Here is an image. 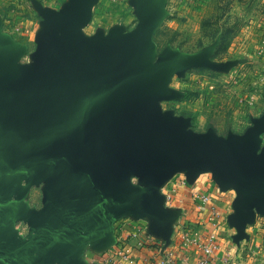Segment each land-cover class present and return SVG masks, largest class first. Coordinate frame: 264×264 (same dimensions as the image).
Wrapping results in <instances>:
<instances>
[{"label":"rangeland","instance_id":"1","mask_svg":"<svg viewBox=\"0 0 264 264\" xmlns=\"http://www.w3.org/2000/svg\"><path fill=\"white\" fill-rule=\"evenodd\" d=\"M79 7L85 13L77 16ZM74 10V30L79 23L86 25L92 59L126 52L133 35L147 42L148 67L166 68L141 105L156 121L227 142L256 130L250 153L264 155V0H0V80L14 73L25 81L46 82L55 60L48 51L51 41L60 42L63 19ZM59 166L57 156H45L34 172L16 182H0L5 256H31L34 264L48 247L45 226L57 200ZM208 171L214 168L204 163L192 167L183 160L163 173L156 172L154 163L128 164L91 189L110 188L119 200L100 206L114 205L125 218L148 216L150 210L162 221L167 201L173 202L167 185L195 183ZM233 227L230 241L247 258L236 264H264V211L254 206Z\"/></svg>","mask_w":264,"mask_h":264},{"label":"water","instance_id":"2","mask_svg":"<svg viewBox=\"0 0 264 264\" xmlns=\"http://www.w3.org/2000/svg\"><path fill=\"white\" fill-rule=\"evenodd\" d=\"M74 17L75 10L66 14L60 42L48 49L55 60L46 82L14 73L0 80V182L34 172L45 156L60 160L57 200L45 226L50 238L66 230L76 213L91 215L103 201L119 200L110 188L91 186L128 164L154 163L157 173L182 160L210 165L241 198L238 223L254 206L264 211V155L250 153L257 131L227 142L156 121L141 105L166 68L148 67L147 42L133 35L124 53L103 61L85 57L73 44ZM0 264L24 263L0 246Z\"/></svg>","mask_w":264,"mask_h":264},{"label":"crops","instance_id":"3","mask_svg":"<svg viewBox=\"0 0 264 264\" xmlns=\"http://www.w3.org/2000/svg\"><path fill=\"white\" fill-rule=\"evenodd\" d=\"M83 13L82 7L76 11L77 16ZM86 33V25L77 24L73 44L83 56L92 58L95 54ZM58 42L51 41L52 45ZM205 174L192 184L171 181L167 185L173 202L167 201V217L162 221L150 210L148 216L125 218L114 211V205L100 206L91 215L76 213L68 228L51 238L48 247L36 256L34 264H197L203 253L195 243L206 242L209 234L217 239L209 264L245 263V253L234 247L229 237L235 233L241 198L215 170ZM201 194L207 195L209 202L197 209L196 196ZM120 243L125 259L118 255ZM30 257L22 258L23 263H33Z\"/></svg>","mask_w":264,"mask_h":264},{"label":"built area","instance_id":"4","mask_svg":"<svg viewBox=\"0 0 264 264\" xmlns=\"http://www.w3.org/2000/svg\"><path fill=\"white\" fill-rule=\"evenodd\" d=\"M115 1H121V0H115ZM197 199H198L197 204H196L197 209H201L205 204H208L209 202V197L204 194L197 195L196 200ZM182 238L184 242L188 240L186 236H183ZM216 240H217L216 235L209 234L206 239V242L195 243V245L199 247V249L203 253L202 259H200L197 262V264H209L210 263L211 257L213 256V251L215 249ZM118 246H119L118 255L122 257L123 259H125L127 256L124 254L125 251L123 250V246L121 245V243Z\"/></svg>","mask_w":264,"mask_h":264}]
</instances>
